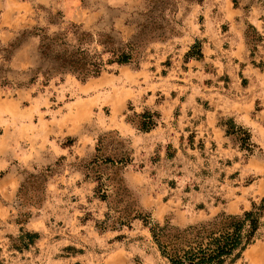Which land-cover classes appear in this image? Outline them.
<instances>
[{"label":"rangeland","instance_id":"374dc122","mask_svg":"<svg viewBox=\"0 0 264 264\" xmlns=\"http://www.w3.org/2000/svg\"><path fill=\"white\" fill-rule=\"evenodd\" d=\"M150 1L0 0V47L23 28L72 24L128 41L161 9L164 26L137 62L97 77L0 85V264H168L150 226L241 214L264 196V0H167L153 13ZM36 42L0 63L26 69ZM96 153L128 157L100 162L120 186L107 199L79 165ZM22 230L38 237L25 247ZM232 264H264V224Z\"/></svg>","mask_w":264,"mask_h":264},{"label":"trees","instance_id":"16d2710c","mask_svg":"<svg viewBox=\"0 0 264 264\" xmlns=\"http://www.w3.org/2000/svg\"><path fill=\"white\" fill-rule=\"evenodd\" d=\"M150 4V13H153L159 8L158 4L166 6L167 0H151ZM160 12L161 14L158 15H149L150 25L141 24L136 34L128 41L115 39L109 33L95 37L91 32L81 30L76 24H72L70 29L51 33L44 27L23 28L6 46L0 47V59L5 62L10 61L17 51L37 39L35 51L30 54V64L24 70L15 71L10 66L0 63V85L27 87L36 83L40 78L48 82L54 76L68 73L81 80H87L99 76L106 69L107 64L135 63L139 49L150 39L161 36L160 32L164 26L158 20L160 17L163 18L161 16L163 9ZM254 29L257 32L256 28ZM200 55L198 46L192 45L189 56L200 58ZM140 116L144 117L140 123L141 130L152 129L155 124V114H141ZM228 123L233 124V120L229 119ZM236 131L242 133L244 142L251 143L250 133L245 128L234 126L233 130H229V132ZM248 147L246 149H250ZM96 151L99 152V147ZM100 162L110 165L123 164L128 162V157L121 153L106 155L96 153L89 160L80 159L79 165L83 166L86 171L94 173L97 182L95 191L102 199H107L111 188L120 189V186L117 187L118 184L100 170ZM104 175H107L106 179ZM29 176L33 175L29 174ZM108 179L109 182L106 181ZM42 180L44 182V178ZM120 192L115 191L116 194ZM110 210L118 214L115 216V213L111 215V212H108V220L111 216L112 219L117 218L115 222L119 224L128 221V214L124 212L126 210L115 208H110ZM139 215L135 214L138 217ZM263 224L264 196L258 204H253L251 209L241 214L222 212L210 219L185 226L165 221L163 224H154L149 229L161 256L168 264H232L254 241ZM35 237H38L37 232L22 230L20 240L26 247L34 241ZM25 238H28V241Z\"/></svg>","mask_w":264,"mask_h":264},{"label":"crops","instance_id":"0c3cea01","mask_svg":"<svg viewBox=\"0 0 264 264\" xmlns=\"http://www.w3.org/2000/svg\"><path fill=\"white\" fill-rule=\"evenodd\" d=\"M3 14V13H2Z\"/></svg>","mask_w":264,"mask_h":264}]
</instances>
